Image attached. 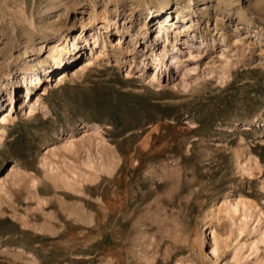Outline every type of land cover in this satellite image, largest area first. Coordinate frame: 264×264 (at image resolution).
<instances>
[{
    "label": "rangeland",
    "instance_id": "1",
    "mask_svg": "<svg viewBox=\"0 0 264 264\" xmlns=\"http://www.w3.org/2000/svg\"><path fill=\"white\" fill-rule=\"evenodd\" d=\"M54 1L0 0V83L14 74L0 113L10 95L16 102L0 124V264H264V0H172L168 18L137 0H63L47 12ZM104 16L107 41L96 33ZM192 18L201 25L190 36L179 26ZM44 19L75 27L67 42L83 30L88 41L64 54L61 86L42 81L26 93L50 56ZM52 64L38 71L51 79ZM70 137L76 146L64 150ZM237 151L258 158L253 177ZM11 163L17 177H5ZM230 196L258 205L247 226L236 218L244 233L223 214L203 219ZM212 231L225 244L217 263Z\"/></svg>",
    "mask_w": 264,
    "mask_h": 264
},
{
    "label": "bare ground",
    "instance_id": "2",
    "mask_svg": "<svg viewBox=\"0 0 264 264\" xmlns=\"http://www.w3.org/2000/svg\"><path fill=\"white\" fill-rule=\"evenodd\" d=\"M192 1L193 0H188V2L189 3H192ZM55 3H51L50 4V6L48 7V11L47 12H51V11H53V10H55V8H57L58 7V5H57V2L58 3H63V0H57V1H54ZM137 2H139L141 5H143V9L144 10H146V12L148 13V14H150L151 16H153V14H154V12H156V13H158V14H163V13H165L166 15H167V18L169 17V10H167L168 8H171V7H169V6H171V2H172V0H163V4H162V6H161V8L159 9V10H157V11H154L155 10V7L153 6V7H151V6H149V3H147V1H144V0H137ZM207 2V1H206ZM66 5V4H65ZM176 5H177V8L179 9H181V7H179V3H176ZM179 9V11H181ZM203 9H205V7H203ZM57 11V10H56ZM160 11V12H159ZM46 12V11H45ZM44 12V13H45ZM65 12H67V7L65 8ZM54 13V12H53ZM47 14V13H46ZM65 14V13H64ZM157 14V15H158ZM157 15H155V16H157ZM43 16H45V15H43ZM61 16V15H60ZM79 19V18H78ZM96 17H94L93 18V20H91L90 19V22L91 23H93L94 21H96ZM111 21H112V19L110 18V17H108V16H104L103 17V25H102V27H101V30H100V32H96V33H98V35L99 36H101V38L103 37L104 39H105V41H107V38L109 37V29L111 28ZM169 21L170 22H172V20H168L167 19V21H166V23L168 22L169 23ZM43 22H44V28H47V29H51L50 27H52V32H53V35L54 36H49V34L48 33H46V32H42L41 33V38H42V41L41 42H43V43H45V42H47L48 41V43H49V45H50V56L48 57V59H44V60H39V65H38V67L36 66V67H34V70H32L33 71V75H36V77L34 78V80L35 81H33V79H32V81H30V84L29 85H27V87H26V93L28 92V91H31L32 89L31 88H33V86H35V85H37V83H39V82H42V81H45V82H52L53 80L55 81L54 82V87H58V86H61V84H62V82H63V80H64V78H65V76H66V62H65V59L63 58L64 57V54L65 53H68V55H69V57H73V56H77V55H79L82 51L81 50H79L80 49V41L79 40H84V42H86V41H88L87 40V37H85V35H86V33L84 34V35H82L83 34V32H84V30H83V32H82V34H80V35H78V34H76L75 36H74V41L72 42V43H69V42H67V38H68V35H69V32H70V30H74V28L72 27H70L69 25H67L65 22H60L57 26H51V24L48 22V20H46V19H44L43 20ZM176 23L177 22H173V24L172 25H176ZM199 25H201V19L200 18H192V19H190V20H185L184 21V25H182V26H179L180 28L181 27H183V31L184 32H187V31H189V33H190V36L192 35V34H195V32H196V28L199 26ZM93 26V25H92ZM91 27V26H90ZM118 27V25H116V28ZM43 29V28H42ZM168 30V28L166 29V31ZM51 31V30H50ZM160 31H162V27H160ZM95 34V33H94ZM176 38H177V40H179V39H181L182 38V36H181V34H177L176 35ZM32 40H34V39H30L29 41H31L32 42ZM167 40H168V37H167ZM107 43V42H106ZM186 44L188 45V47L186 48V47H184V49H186V52H189L190 54H191V51H190V48L192 47V45H195L194 44V42H192L191 40H189V41H186ZM108 44H106L104 47H103V49H106V47H108L107 46ZM44 46L45 45H43L42 47H40V50H43V48H44ZM196 46V45H195ZM102 49V50H103ZM107 50V49H106ZM184 51V50H183ZM26 54L28 53L27 51L25 52ZM102 54V51L100 50V51H96V53H95V59H97V58H99L100 57V55ZM75 56V57H76ZM165 56H166V48H164L163 49V51H162V53H161V56L160 57H158L159 59H157V65H161L162 63H163V58H165ZM175 56V55H174ZM51 59H52V62L54 63V64H52L51 65V67H52V71H54L50 76H51V79L49 78V75H41V73L38 71V69H40L39 68V66H41L42 65V68L44 69V72L46 71V72H49V71H47V68L50 66L49 65V63H51ZM174 59H175V57H174ZM177 60V62H175L176 64L178 63V61H179V57H178V59H176ZM179 62H181V61H179ZM70 63V62H69ZM118 63V62H117ZM45 64L46 65H49L47 68H46V66H45ZM54 65V66H53ZM131 67H132V65H131ZM56 70V71H55ZM31 71V68H28V70H27V72H24V74L25 73H29ZM38 71V72H37ZM36 72V73H35ZM12 75H14L13 74V69H8L7 71H4L3 73H2V80H1V83H0V90L4 87V85H5V81H8V79H10V77H12ZM56 75V76H55ZM53 76H55V77H53ZM155 77V76H154ZM153 77V78H154ZM55 78V79H54ZM155 79V78H154ZM53 85V84H52ZM23 86H25V85H23ZM46 90V89H45ZM44 90V91H45ZM43 91V92H44ZM24 94L23 96L24 97H29V95H27V94ZM45 93V92H44ZM43 97V96H42ZM29 101V100H28ZM37 102H39L40 104H41V97H39V99L37 100ZM15 95H10L9 96V101H8V107H6V109L5 110H3V111H1V113H0V124H6L8 121H9V117H10V115H11V113H10V109H9V107L10 106H12V107H15ZM11 107V108H12ZM6 126V125H5ZM5 126H0V139H2L4 136H5V133L7 132V129L5 128ZM97 135H99V134H97ZM98 137V136H97ZM67 140L64 142V144H63V148H64V150H72L75 146H76V142H75V139H72L71 137L70 138H66ZM103 141V140H102ZM98 144V143H97ZM53 148H51V149H49V152H51V154L52 155H56V152H55V147H54V149L52 150ZM52 150V151H51ZM243 153V152H242ZM98 158V157H97ZM49 160V159H48ZM48 160H46L45 162H44V166H46V167H50V170L53 172V171H55V169H56V167L54 166V164H52V162H51V160H50V162H48ZM236 161H237V167H239V169L241 170V172H242V174L243 175H245V176H249V177H253L254 176V169H256V167H259L261 164H260V162H259V160H258V158L257 157H255V158H244L243 157V155L241 154V151H237L236 152V159H235ZM235 161V162H236ZM106 163V162H105ZM104 162L102 163V165H104V166H106L107 164H105ZM108 163V162H107ZM90 165V164H89ZM92 165V164H91ZM90 165V166H91ZM107 166H109V164L107 165ZM107 166L105 167V168H107ZM104 168V167H103ZM115 168L114 167H111V168H108V171H107V173H112L113 172V170H114ZM9 171H8V173L6 174V176L5 177H9V178H12V177H14L13 175H15V177H17L16 176V173H14L15 172V170H16V166L15 165H13L12 163L9 165V169H8ZM101 170V169H100ZM107 170V169H106ZM106 170L104 169V171L106 172ZM17 171H19V170H17ZM54 173V172H53ZM60 174V173H59ZM17 175H18V173H17ZM10 176H12V177H10ZM59 176V175H58ZM57 179V178H56ZM5 183H7V179H2V181H1V183H0V189L2 190V187L4 186V184ZM3 188H5V187H3ZM233 195V194H232ZM258 208V205L255 203H253V201L251 200V199H247V198H243V197H238V196H230L228 199H226L224 202H223V204H219V203H215V204H213L212 203V206L207 210V213L205 212V217H203V219H204V221H205V224H207V226H208V223L210 222L211 223V221H213V220H215L220 214H223V215H225L226 217H229L232 221H233V225L232 226H234V228L236 229V231H238L239 232V229H240V232H241V229H242V232L244 231L243 230V228H239V225H238V216L240 215V213H241V215H243V216H241V218H242V221H241V225H242V227H245V226H247L248 224H249V219L251 218V214H253V212L256 210ZM259 210V209H258ZM255 213V212H254ZM236 218L238 219V220H236ZM240 218V219H241ZM203 219H202V222H203ZM237 221V222H236ZM260 221V220H259ZM203 225V224H202ZM205 228V227H204ZM203 228V229H204ZM245 229V228H244ZM262 231V230H261ZM239 232V233H240ZM207 233V232H206ZM232 233H233V231H232ZM231 233V234H232ZM244 233V232H243ZM262 233V232H261ZM242 234V233H241ZM240 234V235H241ZM263 235H264V231H263V233H262ZM219 235V233L217 234V231H212V232H210V239H211V241H212V246H211V248H210V251H211V253L213 254V257L215 258V261L214 262H216V261H219L220 259H221V254H220V251L219 250H221L220 248H219V245L220 244H223V243H221L222 242V238H221V235H220V237L218 236ZM229 236H231V235H229ZM221 238V239H220ZM226 238H228V236L226 237ZM264 239V238H263ZM221 240V242L219 243V241ZM236 240V239H235ZM234 240V241H235ZM211 241H209V242H211ZM227 241V239L224 241L223 240V242H226ZM241 241V240H240ZM235 244H237L236 242H234ZM233 243V244H234ZM256 243L257 242H255V243H253V246H254V244H255V246L254 247H256ZM228 244H229V242H228ZM245 244V243H244ZM225 244H223V246H224ZM240 245H242V244H240ZM245 245H248L247 243L245 244ZM252 245V244H251ZM250 245V246H251ZM233 246V245H232ZM231 246V247H232ZM243 246V245H242ZM252 246V249L254 248ZM220 247L222 248V246L220 245ZM229 247V246H228ZM247 247H249V246H246V248ZM224 248H225V246H224ZM234 248H236V247H234ZM259 249V248H258ZM241 250H242V248H241ZM254 250H257V247L254 249ZM236 251H238L239 252V250H236ZM252 251V250H251ZM237 253V252H236ZM251 253V252H250ZM248 254V253H247ZM223 255V254H222ZM239 255H240V253H239ZM238 255V256H239ZM246 255V254H245ZM251 255V254H250ZM249 255V256H250ZM209 256H211V255H209ZM235 256H236V254H235ZM249 256H244L243 258H245V259H248L249 258ZM237 257V256H236ZM238 258V257H237ZM234 259H235V257H234ZM234 261H236V259L234 260ZM238 261H240L239 259H238ZM217 263V262H216ZM235 263V262H234ZM239 263V262H238ZM244 264H247V261L246 262H244Z\"/></svg>",
    "mask_w": 264,
    "mask_h": 264
}]
</instances>
